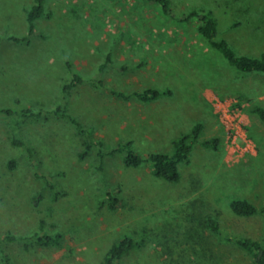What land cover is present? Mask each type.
Masks as SVG:
<instances>
[{"label":"rangeland","instance_id":"obj_1","mask_svg":"<svg viewBox=\"0 0 264 264\" xmlns=\"http://www.w3.org/2000/svg\"><path fill=\"white\" fill-rule=\"evenodd\" d=\"M170 1L175 17L143 0H46L30 40L15 41L27 36L33 0H0V109L42 112L27 119L0 112V264L3 251L13 264H104L125 237L136 246L118 264H253L236 238H261L264 214L238 217L229 203L264 205V122L249 111L252 102L264 105V74L231 68L198 34V20L182 16L211 11L219 37L260 56L264 0ZM71 72L82 82L65 98ZM148 88L165 94L145 103L113 93ZM215 98L243 111L255 154H230ZM64 102L106 151L132 142L144 158L170 153L177 136L198 122L203 130L177 182L156 177L148 163L127 167L124 153L107 156L101 169L96 150L80 159L76 126L52 113ZM211 138L218 149L202 144ZM42 221L44 231L61 233L60 244L37 241Z\"/></svg>","mask_w":264,"mask_h":264},{"label":"trees","instance_id":"obj_2","mask_svg":"<svg viewBox=\"0 0 264 264\" xmlns=\"http://www.w3.org/2000/svg\"><path fill=\"white\" fill-rule=\"evenodd\" d=\"M146 2H153L161 11L170 17H175L171 9L170 0H143ZM46 0H33L30 8L27 10V36L19 39L13 37L15 41H29L30 37L35 32V26L37 20H39L45 13ZM198 20L196 30L198 34L206 40L207 44L218 51L226 63L237 72L242 74H264V53L260 56H250L245 53H239L231 45L226 38L218 36V21L213 16L211 11L196 10L193 9L187 14H183L182 21ZM1 41V35H0ZM111 63V57L108 55L106 62L101 65V70H104ZM70 66L69 63L67 64ZM72 73L71 81L63 86V94L66 98L69 95L71 89L79 82H82V78ZM113 93L123 99H130L136 97L138 100L148 103L158 99L165 94L161 90L155 88H148L142 92L135 91L131 94L113 90ZM252 114H256L258 118L264 122V105L258 102H252L249 108ZM0 112L6 115H17L22 118H38L41 117L42 112H33L31 109H22L15 112L11 109H0ZM55 115L66 118L71 121L77 129V133L81 139L82 150L79 153L80 159L84 160L90 154L96 150L97 157L99 159V168L103 169V164L107 156H112L117 153H124V163L127 167H138L144 163H148L156 177L162 178L168 182H177L180 179L179 164L186 162L190 156V153L194 147V144L199 140V137L203 130V124L201 122L196 123L192 129L184 134L177 136L172 142V151L169 153L152 152L148 154L146 158L136 153L133 149L132 142H126L118 147L106 151L103 147V143L94 138L91 128L86 127L81 121H78L68 110L67 103L59 104L52 112ZM12 143L17 146L26 147L25 141L14 136ZM206 147L213 149L219 148V139L211 138L202 142ZM10 165H14V161H10ZM111 209L115 208L117 199L110 192L107 191ZM229 209L238 217H254L258 214H264V205L257 207L247 199H236L229 203ZM208 225L212 231L219 233V224L216 219L209 218ZM40 230L36 233L37 241L42 245H58L61 240V233H48L44 231V221L41 222ZM24 239L15 235H7L5 240L16 241ZM237 244L246 250L253 259V264H264V235L257 238L238 237L236 238ZM136 242L131 237H125L117 242H114L108 249L104 256V264H118V261L126 254H128L134 247ZM3 264H13L11 257L8 253L3 251L2 253ZM151 264V263H141Z\"/></svg>","mask_w":264,"mask_h":264},{"label":"built area","instance_id":"obj_3","mask_svg":"<svg viewBox=\"0 0 264 264\" xmlns=\"http://www.w3.org/2000/svg\"><path fill=\"white\" fill-rule=\"evenodd\" d=\"M213 105L220 123L225 128L226 142L230 154L236 157L255 154L257 147L244 129L243 111L238 107H234L228 101L218 98L214 99Z\"/></svg>","mask_w":264,"mask_h":264},{"label":"crops","instance_id":"obj_4","mask_svg":"<svg viewBox=\"0 0 264 264\" xmlns=\"http://www.w3.org/2000/svg\"><path fill=\"white\" fill-rule=\"evenodd\" d=\"M27 19V18H26Z\"/></svg>","mask_w":264,"mask_h":264}]
</instances>
